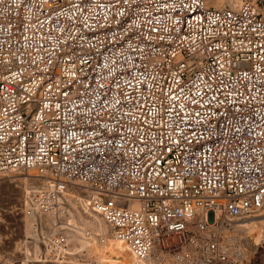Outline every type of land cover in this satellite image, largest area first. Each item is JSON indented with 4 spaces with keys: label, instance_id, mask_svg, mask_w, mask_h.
<instances>
[{
    "label": "built area",
    "instance_id": "1",
    "mask_svg": "<svg viewBox=\"0 0 264 264\" xmlns=\"http://www.w3.org/2000/svg\"><path fill=\"white\" fill-rule=\"evenodd\" d=\"M31 169L34 213L73 185L139 259L244 264L223 223L264 208V0H0V173Z\"/></svg>",
    "mask_w": 264,
    "mask_h": 264
},
{
    "label": "rangeland",
    "instance_id": "2",
    "mask_svg": "<svg viewBox=\"0 0 264 264\" xmlns=\"http://www.w3.org/2000/svg\"><path fill=\"white\" fill-rule=\"evenodd\" d=\"M28 172H29L28 170H20V171H15V172L0 173V264H62L63 262H64L63 264H99L103 262V261H100L102 260L101 258H99L100 255H97L94 253H90V254L88 253L87 246L91 243L90 242L91 240H89L90 238L85 237V236L89 235L93 237H99V239L104 240L106 239L105 236L107 235L106 234L98 235L97 234L98 232L93 229L91 223L86 221L88 219H83L79 215L77 211V207L73 201L71 202V199L68 200L69 202L67 205H64L65 207L63 206L61 210L63 212L59 211L57 214L49 213L50 215H54L49 218L51 222L50 221L48 222L46 220L47 218H44L46 214H43V213L37 214V213H34L32 209H30L31 208V195L34 192H36L37 189L39 190L41 188L48 187V186H45L44 184L42 185V183L39 181L30 180L28 182V186L30 189L28 188V190L26 191L24 181L16 180V179L18 178L20 179L22 177H28V175L26 174ZM38 176L40 178L41 177L45 178L40 174H38L37 177ZM71 186L70 188H72ZM80 191L76 192L75 195L84 197L83 196L84 194H81ZM27 192L28 193L30 192V194L28 195ZM27 199H29V202H28L29 206L25 205L27 204L26 202ZM29 213L31 215H29ZM70 213H72V215H69ZM41 214H42V217L40 216ZM24 217H26L25 219L27 220H24ZM262 222H264V219H262ZM33 224L35 225L31 227V225ZM46 227L52 228L51 229L52 233L50 235L58 236L62 234L66 237L67 239L66 244L69 245L67 247L68 248L67 254L65 255L60 254L58 252V245L55 243L53 244L54 246H50V247L46 244L47 237L49 235V233H47L46 231ZM228 228L229 230L227 231V234L231 235L232 234L231 232H233V228L231 226H229ZM263 229H264V226L257 225L254 231H249V232L247 231L245 233L247 235V236L244 235L245 238L247 239L251 238L253 240V241L251 240V245L254 248L256 247L254 250V253H255L254 258L255 256L256 258L254 259L253 257H251L253 255L249 253V257L248 256L241 257L242 259L245 258L244 264H264V257H263L264 251L263 253H261L263 249L259 247L260 234ZM78 231L79 233H82V234H79ZM223 235H226V233L225 234L223 233ZM39 238H43V241H45L43 243L46 244L47 246L46 251H44L45 250L44 245L38 241ZM224 239H226V237H224ZM34 242L39 243L38 251H41L40 259L34 257L35 255L34 254L35 247L33 248ZM247 246H248L247 249H249L250 246L248 244ZM258 247H259V250L257 249ZM249 250L251 251V249ZM107 255H108L107 256L108 258L106 257V260H105L107 261V263H109L112 260L111 262L115 261L116 263L110 262L111 264H114V263L118 264L117 263L118 260H120L119 263L123 260L121 257H118L116 254L107 253ZM107 259L110 261H108ZM166 261H169V259H166ZM169 264H170V261H169Z\"/></svg>",
    "mask_w": 264,
    "mask_h": 264
},
{
    "label": "bare ground",
    "instance_id": "3",
    "mask_svg": "<svg viewBox=\"0 0 264 264\" xmlns=\"http://www.w3.org/2000/svg\"><path fill=\"white\" fill-rule=\"evenodd\" d=\"M242 2V0H207V3L209 5H215L217 7H223V6H232V7H235V6H238L240 3ZM29 172L26 173L28 175V177H22V178H18L16 180H23L24 181V185H25V188H26V191L28 190L29 186H28V182L30 180H34V181H39L42 183V185L44 184L45 186H48L50 185L51 182H53L52 179H50V175L48 176H43L45 178H40L39 176L37 177L38 174L41 175V173H39V171L35 170V169H31V170H28ZM35 174H34V172ZM6 173V172H5ZM37 173V174H36ZM11 175V174H10ZM16 176V175H15ZM21 176V175H19ZM34 176V177H33ZM50 179V180H49ZM10 180V179H9ZM11 181V180H10ZM36 185V184H35ZM44 187V186H43ZM72 188H69V197H68V200L71 199V202L73 201L74 204L76 205L77 207V211L79 213V215L83 218V219H88L86 220L87 222H90L93 229L96 230L98 233V235H104L106 234L107 236L106 239L104 240H101L99 239V237H93V236H84L85 237H88L90 238L89 240H91L90 244L87 246V249H88V253H94V254H97V255H100L99 258H101L102 260L100 261H103L99 264H111L113 262L110 261L109 263H107L106 260V257L108 256L107 253H110V254H116L118 257H121L123 260V262L121 261L119 263L120 260H118V264H169L168 261H166V259H168V257H170V255H163V254H159L158 252L157 253H154L152 254L149 258L147 259H139L137 258L130 246L128 245V243L126 241H124L123 239H121L120 237L117 236V234L115 233L113 227L108 224V222L101 216L99 215L98 213L94 212L92 209L88 208L87 206V200H86V197L85 195H83L84 197H80V196H77L75 195L76 192H79L80 191V188H76L75 186H71ZM30 189V188H29ZM73 189V190H72ZM38 190V189H37ZM27 194L29 195L30 192ZM79 194V193H78ZM27 195V196H28ZM26 199V198H25ZM27 204H25L26 206L28 205V202H29V199L26 200ZM25 202V203H26ZM69 202V201H68ZM74 205V206H75ZM29 206V205H28ZM139 206V203H136L134 204V207H138ZM65 207V206H64ZM63 208V207H62ZM29 209V208H28ZM31 209V208H30ZM29 209V210H30ZM66 209V208H65ZM61 211V210H60ZM28 212V211H27ZM63 212V211H61ZM26 213V212H25ZM40 213V212H39ZM66 214V213H65ZM29 215H31L29 213ZM62 215V214H61ZM69 215H72V213H70ZM28 216V215H27ZM42 217V214L40 215ZM51 216H54V215H50L49 213L45 215L44 218H47L46 220L49 222H51V220H49V218ZM59 216V215H58ZM31 217V216H30ZM263 217V218H262ZM26 217H24V220H27L25 219ZM71 218V217H70ZM34 219V218H33ZM262 219H264V208L261 209L260 211H258V213H256L255 215H249V216H244V217H238V218H234V219H224V234L226 233V235H224V237H226L225 239V242L227 244V247L229 248L231 254L235 255L236 257H246L248 256L249 257V253L253 256L254 258V250L255 248L252 247L251 245V238L247 239L244 237V235H246L245 233L248 231H254L256 229V226L257 225H262L264 226V222H262ZM42 220V219H41ZM60 220V219H59ZM252 220V221H251ZM44 221V220H43ZM251 221V222H250ZM26 222V221H25ZM28 222V221H27ZM33 223V222H32ZM45 223V222H44ZM27 224V223H26ZM35 224L31 225L34 226ZM69 226V225H68ZM226 226H231L233 228V232H231L232 234H227V231L229 230V228H226ZM30 227V226H29ZM28 227V228H29ZM30 227V228H31ZM25 228V227H24ZM36 228V227H35ZM32 229V228H31ZM59 229V228H58ZM68 231V230H67ZM66 231V232H67ZM95 231V232H96ZM263 231L264 229L261 231V234H260V242L263 238ZM81 232V231H80ZM79 233V231H78ZM66 234V233H65ZM79 234H82V233H79ZM249 234V233H248ZM32 235V233H31ZM62 235V234H61ZM70 235V234H69ZM68 235V236H69ZM95 235V234H93ZM97 235V236H98ZM245 240H244V238ZM247 236V235H246ZM28 238V237H27ZM36 238V237H35ZM69 238V237H68ZM101 238V237H100ZM87 239V238H85ZM247 239V240H246ZM102 241V242H101ZM247 241V242H246ZM253 241V240H252ZM89 243V242H88ZM33 244V243H32ZM48 245V242L46 243ZM247 244L250 246L249 249H251V251L249 249H247ZM58 245V252L62 255H65L68 253V246L66 244V242L63 244L61 243H57ZM35 247V248H34ZM76 247V246H75ZM33 248L35 249L34 251V257L35 258H39L41 257L40 253L41 251H38L39 249V243H35L34 242V245H33ZM53 248V247H52ZM83 248V247H82ZM86 249V250H87ZM259 250V247L257 248ZM256 249V251H257ZM263 250L261 251V253H263L264 251V248H262ZM250 251V252H248ZM51 252V251H50ZM82 252V251H81ZM39 253V254H38ZM258 254V253H257ZM83 255V254H82ZM88 255V254H87ZM84 256V255H83ZM82 256V257H83ZM96 256V255H95ZM31 257V256H30ZM33 257V256H32ZM98 257V256H97ZM264 257V256H263ZM98 258V259H99ZM108 258V257H107ZM173 258V257H172ZM256 258V256H255ZM254 258V259H255ZM174 260L170 259V264H174L176 263V260L175 258H173ZM260 260V259H259ZM263 261V260H262ZM261 261V262H262ZM23 263V262H22ZM64 263V262H63ZM62 263V264H63ZM116 263V262H115ZM114 263V264H115ZM183 264V263H182Z\"/></svg>",
    "mask_w": 264,
    "mask_h": 264
}]
</instances>
